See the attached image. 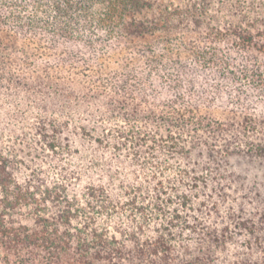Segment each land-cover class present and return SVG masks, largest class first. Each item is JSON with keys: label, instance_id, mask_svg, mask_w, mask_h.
<instances>
[{"label": "trees", "instance_id": "obj_1", "mask_svg": "<svg viewBox=\"0 0 264 264\" xmlns=\"http://www.w3.org/2000/svg\"><path fill=\"white\" fill-rule=\"evenodd\" d=\"M231 143L264 160V0H0V264H264Z\"/></svg>", "mask_w": 264, "mask_h": 264}, {"label": "rangeland", "instance_id": "obj_2", "mask_svg": "<svg viewBox=\"0 0 264 264\" xmlns=\"http://www.w3.org/2000/svg\"><path fill=\"white\" fill-rule=\"evenodd\" d=\"M215 143H217L218 148L222 149V147H224L222 144H224L225 141L221 140L216 142L215 140ZM226 145L229 147L228 148L229 154L226 158L227 160L225 159V165L222 166V171L226 176L229 177L228 178L229 180L233 181L231 183V188H230L231 194L229 196V200L232 201V199L235 198L236 193L234 194V191L236 190L237 187L240 189V191H241V187L244 188V192H246L247 196L251 188L254 187L257 193L256 197L258 196V198H260V196H263L264 160H261L256 156L253 157L248 153L234 152L236 148V143H231ZM259 192L261 193L260 195H258ZM247 201H248V197H247Z\"/></svg>", "mask_w": 264, "mask_h": 264}]
</instances>
